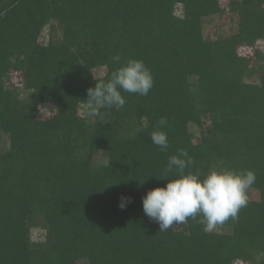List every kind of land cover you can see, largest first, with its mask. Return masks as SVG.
I'll use <instances>...</instances> for the list:
<instances>
[{"label":"trees","instance_id":"1","mask_svg":"<svg viewBox=\"0 0 264 264\" xmlns=\"http://www.w3.org/2000/svg\"><path fill=\"white\" fill-rule=\"evenodd\" d=\"M229 8L241 32L222 43L202 33L204 17L224 13L220 0H0V133L11 137L0 156V264H264V0ZM47 29L60 37L45 39ZM117 54L142 60L153 88L122 93L123 108L100 109L86 124L79 107L119 66ZM96 67L107 75L96 79ZM18 70L36 105L13 85ZM44 103L57 110L47 121L38 119ZM162 117L166 151L150 139ZM204 120L194 142L189 127ZM180 149L201 178L218 158L255 173L235 219L205 231L189 218L159 231L145 215L142 197L174 175L168 160ZM101 152L106 161H95Z\"/></svg>","mask_w":264,"mask_h":264},{"label":"clouds","instance_id":"2","mask_svg":"<svg viewBox=\"0 0 264 264\" xmlns=\"http://www.w3.org/2000/svg\"><path fill=\"white\" fill-rule=\"evenodd\" d=\"M119 65L111 72L107 81H99L87 89L86 106L88 115H101L100 109L123 108L126 100L122 93L146 96L154 85L151 70L142 60L128 58L122 62L119 54L112 57ZM167 125L162 117L158 127L150 134L151 141L162 151L169 147L167 133L161 128ZM140 131V129H137ZM194 163L184 149L178 155L169 157L167 172L170 175L165 186L148 190L142 197L145 215L159 224V231H166L173 225L186 223L189 218H200L205 231L230 218L235 219L241 208L246 207L248 189L255 183L251 170H210L203 178L186 171ZM130 199L121 196L119 207L124 209Z\"/></svg>","mask_w":264,"mask_h":264},{"label":"rangeland","instance_id":"3","mask_svg":"<svg viewBox=\"0 0 264 264\" xmlns=\"http://www.w3.org/2000/svg\"><path fill=\"white\" fill-rule=\"evenodd\" d=\"M231 0H220V7L224 9V13H216L214 16L210 17H204L202 19V33L204 39L208 40H220L222 43H225L229 41V39H232L233 37L239 35L241 32L240 30V25L242 22L241 17L238 14L232 13L229 8V3ZM178 15H181L180 12L177 13ZM51 31V30H50ZM50 31L49 29L44 30L42 36H44L45 39H48L50 36ZM55 35V40L60 37L61 32L60 30L58 31H51V34ZM257 45L260 47H264V42L263 40H259L257 42ZM239 52L244 53L243 57L248 58L249 56H252V50H245L241 48ZM93 76L96 79L99 78H104L108 71L105 67H96L91 70ZM11 80L13 85H15L18 89H20L19 95L21 98H25L28 100V103L31 105H36L39 99V95H36L37 90L32 89L31 87L26 85L25 77L21 71H15L12 73ZM40 105V113L38 115L39 120H50L56 115V108L50 104H39ZM78 116L81 118L85 119L86 124H94L99 116L93 117L88 115V110L86 106H80L79 111H78ZM210 125L209 120H204L203 124L201 127L195 124H191L189 129L190 133L192 135L193 141H199L200 135L202 134V130H206L207 127ZM11 141V137L5 133H0V156L2 155L3 150H5L7 147H9ZM107 159V154L105 152H101L99 154H96L95 161H106ZM225 158H218L216 162L218 163L219 166L211 167L216 170H226V167H223L224 165ZM251 196L254 199H257L258 194L252 190ZM39 226H41V223H38ZM220 226V224L216 225L212 230H216L217 227ZM45 236V233L39 228L36 227L35 229L32 230L31 233V239L33 242L39 244L43 242V238ZM80 264H84V262H80ZM239 264H256V263H239Z\"/></svg>","mask_w":264,"mask_h":264}]
</instances>
